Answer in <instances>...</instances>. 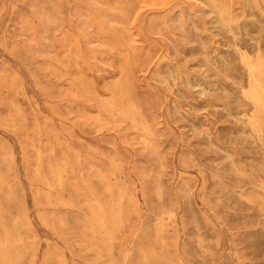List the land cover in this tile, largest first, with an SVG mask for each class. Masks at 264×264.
<instances>
[{
  "label": "rangeland",
  "instance_id": "obj_1",
  "mask_svg": "<svg viewBox=\"0 0 264 264\" xmlns=\"http://www.w3.org/2000/svg\"><path fill=\"white\" fill-rule=\"evenodd\" d=\"M0 264H264V0H0Z\"/></svg>",
  "mask_w": 264,
  "mask_h": 264
}]
</instances>
